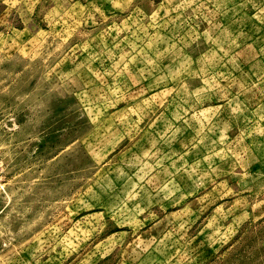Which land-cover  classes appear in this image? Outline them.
Wrapping results in <instances>:
<instances>
[{"label": "rangeland", "instance_id": "374dc122", "mask_svg": "<svg viewBox=\"0 0 264 264\" xmlns=\"http://www.w3.org/2000/svg\"><path fill=\"white\" fill-rule=\"evenodd\" d=\"M0 264H264V0H0Z\"/></svg>", "mask_w": 264, "mask_h": 264}]
</instances>
